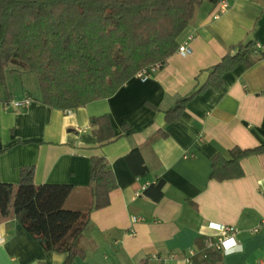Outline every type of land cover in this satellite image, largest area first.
Listing matches in <instances>:
<instances>
[{"label":"crops","instance_id":"1","mask_svg":"<svg viewBox=\"0 0 264 264\" xmlns=\"http://www.w3.org/2000/svg\"><path fill=\"white\" fill-rule=\"evenodd\" d=\"M227 2L217 19L216 4L197 7L177 38L190 55L175 53L148 78L134 77L112 97L76 110L45 106L35 74L6 69L0 183L17 184L19 169L33 166L35 184L71 186L65 208L83 210L92 202L86 190L90 158L102 157L117 181L109 205L90 212L80 239L85 257L73 264H195L204 250L219 255L221 264H264V155L243 159L239 179H210L216 154L264 145V0ZM239 43L253 44L250 65L223 75L219 90L191 99L166 124L163 109L200 89ZM25 96L32 99L26 109L4 107ZM102 115L114 135L106 144L98 142L91 122ZM209 224L234 227L237 246L206 249L205 242L219 237ZM65 257L44 252L16 219L0 224V264H63Z\"/></svg>","mask_w":264,"mask_h":264},{"label":"trees","instance_id":"2","mask_svg":"<svg viewBox=\"0 0 264 264\" xmlns=\"http://www.w3.org/2000/svg\"><path fill=\"white\" fill-rule=\"evenodd\" d=\"M207 1L221 0H0V89L6 87V69L15 66L35 74L42 104L51 109L76 110L108 99L138 72L174 55L177 38ZM253 50L251 43L229 47L200 89L174 97L163 109L165 123L176 121L186 104L207 89L219 90L223 75L250 65ZM260 57L264 61V53ZM91 122L100 144L113 141L106 116ZM256 155H264V145L234 147L227 157L216 154L210 179L243 177L241 161ZM18 177L17 184L0 183V224L16 219L44 252L65 254L63 264L84 259L80 239L89 214L107 207L117 187L105 160L90 158L86 190L92 202L83 210L65 208L71 186L35 184L33 166L20 168ZM162 186L161 181L154 186L156 200L162 197ZM196 263L221 264V258L204 250Z\"/></svg>","mask_w":264,"mask_h":264},{"label":"built area","instance_id":"3","mask_svg":"<svg viewBox=\"0 0 264 264\" xmlns=\"http://www.w3.org/2000/svg\"><path fill=\"white\" fill-rule=\"evenodd\" d=\"M216 5L218 7V10L217 14H214L213 16L214 19H217L221 15V13L223 14L229 6L227 0H221ZM176 53L181 57H186L191 54V49L189 48L187 43H182L178 45ZM161 66L162 64L150 66L142 70L141 72H138L135 77L140 79H146L150 75L155 73V71H157ZM31 103L32 99L28 96H25L21 100H11L10 102L4 104V107H12L15 110H24L29 105H31ZM136 221H138V219L133 218L132 222L135 223ZM209 226L219 233V237L217 239V243L210 241L205 242L206 249H213L215 251L225 252L233 250L237 246V242L235 240L236 229L234 227L222 224H209ZM230 241L231 243H229Z\"/></svg>","mask_w":264,"mask_h":264},{"label":"clouds","instance_id":"4","mask_svg":"<svg viewBox=\"0 0 264 264\" xmlns=\"http://www.w3.org/2000/svg\"><path fill=\"white\" fill-rule=\"evenodd\" d=\"M229 243H231V241Z\"/></svg>","mask_w":264,"mask_h":264},{"label":"rangeland","instance_id":"5","mask_svg":"<svg viewBox=\"0 0 264 264\" xmlns=\"http://www.w3.org/2000/svg\"><path fill=\"white\" fill-rule=\"evenodd\" d=\"M34 76V75H33Z\"/></svg>","mask_w":264,"mask_h":264}]
</instances>
